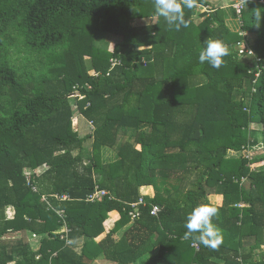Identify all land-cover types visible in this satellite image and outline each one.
Wrapping results in <instances>:
<instances>
[{"label":"trees","instance_id":"1","mask_svg":"<svg viewBox=\"0 0 264 264\" xmlns=\"http://www.w3.org/2000/svg\"><path fill=\"white\" fill-rule=\"evenodd\" d=\"M229 1L198 0L177 31L153 0H0V264H264V0ZM210 37L219 69L199 62ZM200 204L219 207V250L184 238Z\"/></svg>","mask_w":264,"mask_h":264},{"label":"clouds","instance_id":"2","mask_svg":"<svg viewBox=\"0 0 264 264\" xmlns=\"http://www.w3.org/2000/svg\"><path fill=\"white\" fill-rule=\"evenodd\" d=\"M241 10L247 7L249 0H239ZM155 14L162 17L168 27L179 31L181 27H188L185 18V8L193 9L197 7L198 0H153ZM264 8L256 7L253 11L254 26L259 29L262 18H264ZM206 48L199 53V62L208 63L212 67L219 69L224 65V57L230 55L229 46L219 39L206 40ZM252 53V52H251ZM253 54V53H252ZM214 219H219V207L209 204L196 206L187 216L185 227V239H193L211 250H219L223 243L222 232L213 223Z\"/></svg>","mask_w":264,"mask_h":264},{"label":"built area","instance_id":"3","mask_svg":"<svg viewBox=\"0 0 264 264\" xmlns=\"http://www.w3.org/2000/svg\"><path fill=\"white\" fill-rule=\"evenodd\" d=\"M231 6L238 14L241 12V5H240L239 1L234 3V4H232ZM240 34L244 35L245 33L240 32ZM237 50L239 51V53H246L248 55L254 56V53L252 52V50H250L247 47V45L245 44L244 41H242V42L237 44ZM253 60H254L255 67L257 68L256 76H258V74H259L258 71H260V69H261L259 67V65H258V58L255 56ZM114 64H115V62L112 61V65H114ZM70 96H79V97H81V95L77 91L75 93H72ZM74 104H73V106H74V108H76V105H74ZM88 124H89V128L91 130H93L94 129L93 123L91 121H89ZM26 174H27V179L29 180V173H26ZM107 195H109V193L106 190L99 189L98 187H96L95 190L85 198V201L94 202L96 200L102 199L103 197H105ZM145 195H150V193L144 192L143 196H145ZM143 196H141L136 202L128 203V205L130 207V209L128 211V214H129V216L131 218V221H133L135 218L138 217V215H139V206L145 205V203H146ZM55 197H57V196H55ZM57 198L67 199L68 197L66 195H62V196H59ZM109 198H111V197H109ZM42 199L45 200V197H43ZM159 210H160L159 206L153 205L151 210H150V214L154 215V216H157ZM57 214H59V216L62 217L63 216L62 215L63 211L57 210ZM59 231H60V233L63 232V234L61 235V238H64L66 244H69L71 242V240L68 238V235H67L69 229L66 226V224H64Z\"/></svg>","mask_w":264,"mask_h":264},{"label":"rangeland","instance_id":"4","mask_svg":"<svg viewBox=\"0 0 264 264\" xmlns=\"http://www.w3.org/2000/svg\"><path fill=\"white\" fill-rule=\"evenodd\" d=\"M226 2H227L226 5H229L230 6V4H231L230 1L229 0H226ZM201 10H203V8L198 7L197 8V13L199 11H201ZM226 12L227 13L230 12V8L229 7L226 8ZM197 15L198 14L194 15L195 21L200 20V17H198ZM148 20H150V19H140L139 22H146ZM135 22L137 23L138 21H135ZM102 33H103L104 36L98 39L99 40V43L101 42V44H106L105 46H107L109 49H111L112 46L114 45V43L118 40V38L113 37V36H110L109 34L104 33V32H102ZM7 49H8L9 56H11V59H12V61L15 64H17L18 66H20V65H23L25 63V58L28 57V53L25 51V49L23 47V44L21 42H18L13 47H8ZM78 119H79V115L76 113L73 116V124H72V126H73L74 129H76L78 127ZM86 132H87V128H86ZM255 134H257V132H255ZM91 155H92L91 141L90 140H87L86 143L84 144V161L86 163L88 162V158L91 157ZM42 168L43 167H41L39 169V171H41ZM142 190H143V193L144 192H148L150 194L152 193V191H151L152 189L149 188V187H143ZM209 197H210V200L213 201V202H217V203L220 202V198H217L213 194H211ZM111 220H114V219H111L110 218L109 220H107V222H106L107 224L106 225L111 224V222H112ZM6 236H8V235H6ZM37 243L38 242H36V244ZM107 262H109V264H113L111 261H107ZM97 264H99V263H97Z\"/></svg>","mask_w":264,"mask_h":264},{"label":"crops","instance_id":"5","mask_svg":"<svg viewBox=\"0 0 264 264\" xmlns=\"http://www.w3.org/2000/svg\"><path fill=\"white\" fill-rule=\"evenodd\" d=\"M229 7V5H226V6H224V11L226 12V8H228ZM230 8V7H229ZM228 17L231 15V14H226ZM81 242H82V240H81ZM108 260H106L103 256H100V258H98V259H96L95 260V263L97 264V263H99V264H109V262H107Z\"/></svg>","mask_w":264,"mask_h":264}]
</instances>
